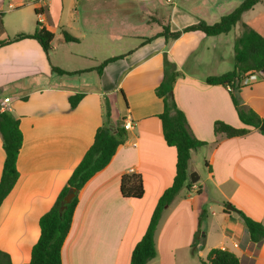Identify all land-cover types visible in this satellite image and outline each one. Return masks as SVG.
<instances>
[{
	"label": "crops",
	"instance_id": "1",
	"mask_svg": "<svg viewBox=\"0 0 264 264\" xmlns=\"http://www.w3.org/2000/svg\"><path fill=\"white\" fill-rule=\"evenodd\" d=\"M242 1L11 0L5 10L0 5V39L32 33L37 21L53 33L48 53L33 38L0 47V105L9 97V112L18 118L22 133L18 177L0 204V250L11 264L30 260L40 233L39 217L91 145L104 120V99L113 123L130 120L132 127L109 163L80 189L61 261L129 264L159 196L175 175L176 150L166 144L157 116L163 106L155 94L163 75V53L181 72L173 85L175 102L193 135L206 144L191 151L188 180L190 173L198 178L163 212L154 236L156 255L146 264H201L198 257L204 259L212 247L264 264V240L256 247L238 212L225 208L227 202L264 224V134L241 122L227 88L205 82L206 76L233 68L240 25L217 35L193 30L166 39L158 34L163 26L172 32L199 20L214 23ZM8 14L11 32H3ZM242 22L264 36V0L246 11ZM62 31L77 41H65ZM115 55L122 56L98 74L94 67ZM52 67L81 72L59 74ZM77 93L82 96L71 107L69 97ZM236 97L264 119L262 77L242 85ZM216 120L248 131L234 137L214 134ZM3 161L0 135V174ZM202 164L213 194L199 183ZM126 172L141 175V198L121 195L120 178ZM209 200L220 204L214 208ZM199 225L201 231L206 225L205 247L194 256L190 244ZM212 238L216 242L208 244Z\"/></svg>",
	"mask_w": 264,
	"mask_h": 264
},
{
	"label": "trees",
	"instance_id": "2",
	"mask_svg": "<svg viewBox=\"0 0 264 264\" xmlns=\"http://www.w3.org/2000/svg\"><path fill=\"white\" fill-rule=\"evenodd\" d=\"M260 0H243L232 11L222 15L214 23H206L199 20L189 24L180 30L169 31L168 26H163L159 35L166 39L177 38L184 32L200 30L205 35H217L229 32L237 23L240 25V34L235 37L233 43L234 66L231 70L220 74L208 75L205 82L211 85H222L227 88L232 103L242 123L259 129L264 123L253 109L239 103L236 92L244 85V78L252 73H257L264 79V36L246 23L242 22L243 14L252 8ZM63 39L67 42L77 41L66 31H62ZM23 38L35 39L42 50L48 53L52 48L53 33L40 26L36 22L32 33L18 32L13 37L0 39V47ZM150 38H145L149 40ZM122 55H115L102 60L94 69L101 74L104 66ZM59 74H73L79 71H64L58 67H52ZM263 71V73H260ZM181 72L171 62L166 53H163V75L160 83L155 88V94L162 100V111L157 115L161 121L163 138L167 145L176 150L175 175L170 186L159 196L151 213L148 225L141 238L134 245L129 264H146L155 257V230L165 209L172 202L178 192L192 183L188 180V164L191 151L206 144V141L196 138L189 128L184 113L177 106L173 97V85ZM82 94L77 93L69 97L71 107H74ZM104 120L96 129L93 141L87 148L77 165L57 194L50 208L45 211L38 220L40 233L37 241L31 248L30 260L24 264H62L61 248L69 232L73 213L78 201V193L84 184L98 171L104 168L117 147L121 145L126 136V129L113 123L111 126L110 108L107 99L103 101ZM245 127H234L221 120L213 123L214 134H223L226 137L240 136L247 133ZM264 134L263 130H259ZM0 135L4 151V161L0 174V204L12 189L18 177L16 159L22 143V133L19 128V120L8 111H0ZM73 192L69 202H64V197ZM120 192L126 198H141L143 184L141 175L135 172H126L120 178ZM227 202L225 203V205ZM65 205L62 209L61 207ZM242 218L243 225L251 242L258 247L264 240V224L247 216L241 210L235 208ZM199 215V221H200ZM200 224V222H199ZM200 225L193 234L190 244L191 251L196 253L203 242ZM254 258L250 256L239 257L235 253L212 247L208 250L205 259H200L202 264H253ZM0 264H11L6 252L0 250Z\"/></svg>",
	"mask_w": 264,
	"mask_h": 264
},
{
	"label": "rangeland",
	"instance_id": "3",
	"mask_svg": "<svg viewBox=\"0 0 264 264\" xmlns=\"http://www.w3.org/2000/svg\"><path fill=\"white\" fill-rule=\"evenodd\" d=\"M11 0H0V2H2L0 5L2 6V8H4V10L6 9V8H8V4H9V2H10ZM170 1H172V0H170ZM177 1H179V0H177ZM174 2V1H173ZM4 21V23H3V25H2V31L4 32V31H8V32H11V16L8 14L6 17H5V19L3 20ZM233 63H234V58H233ZM79 66V65H78ZM81 66V65H80ZM201 173H202V175H201V178H200V180H199V183H202L203 184V187H202V190H204V192H206V193H209V194H213L214 193V188H213V185H212V183H210L209 182V180H205V177H206V169L204 168V165L202 164L201 165ZM215 201H211V200H209L208 201V203H211L213 206H214V208H216V204H220V202H217L216 204L214 203ZM227 204H229V203H227ZM226 204V205H227ZM234 208V207H233ZM235 210V209H234ZM204 224V223H203ZM205 228H206V225H204V228H203V230H205ZM202 230V231H203ZM216 242V239H214V238H212V239H209V241H208V244H212V243H215ZM202 246H204L205 247V245H204V241L202 242ZM190 250H191V248H190ZM191 254H196V253H193L192 251H191ZM195 256V255H194ZM199 258V261H200V257H198ZM205 259V258H204ZM201 263V262H200ZM202 264V263H201Z\"/></svg>",
	"mask_w": 264,
	"mask_h": 264
},
{
	"label": "built area",
	"instance_id": "4",
	"mask_svg": "<svg viewBox=\"0 0 264 264\" xmlns=\"http://www.w3.org/2000/svg\"><path fill=\"white\" fill-rule=\"evenodd\" d=\"M166 1L169 2L170 0H166ZM257 75H258L257 73L250 74L249 76L244 78L242 83L243 84L250 83V81L255 80L257 78ZM10 109H11L10 99H9V97H4L2 100V103L0 105V111H8L9 112ZM122 126L127 130V129L132 127V123L130 120H125L123 122Z\"/></svg>",
	"mask_w": 264,
	"mask_h": 264
},
{
	"label": "water",
	"instance_id": "5",
	"mask_svg": "<svg viewBox=\"0 0 264 264\" xmlns=\"http://www.w3.org/2000/svg\"><path fill=\"white\" fill-rule=\"evenodd\" d=\"M260 73H263V71H261ZM110 124L111 126L113 125V120L110 119ZM259 130H263L264 131V123H262L260 126H259ZM194 174V176H193ZM189 178L191 180V182H195L198 178L197 174L196 173H190L189 174ZM73 196V192L71 193H68L65 197H64V202L67 203L70 201V199L72 198ZM65 207V205H63L61 208L63 209ZM225 208L228 209V210H234L233 206L231 204H227L225 205Z\"/></svg>",
	"mask_w": 264,
	"mask_h": 264
}]
</instances>
